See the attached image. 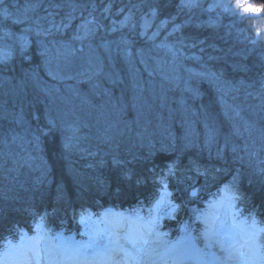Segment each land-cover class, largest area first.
Instances as JSON below:
<instances>
[{
	"label": "trees",
	"instance_id": "1",
	"mask_svg": "<svg viewBox=\"0 0 264 264\" xmlns=\"http://www.w3.org/2000/svg\"><path fill=\"white\" fill-rule=\"evenodd\" d=\"M226 1L0 3V250L163 188L173 236L224 190L264 247V0Z\"/></svg>",
	"mask_w": 264,
	"mask_h": 264
},
{
	"label": "rangeland",
	"instance_id": "2",
	"mask_svg": "<svg viewBox=\"0 0 264 264\" xmlns=\"http://www.w3.org/2000/svg\"><path fill=\"white\" fill-rule=\"evenodd\" d=\"M224 8L232 7L229 6L226 0H219ZM238 1V0H237ZM236 1V2H237ZM240 1V0H239ZM246 0H241L240 3L244 6L249 7V3H243ZM208 8H213L217 5L216 0H206ZM131 11L124 13V18L130 20L129 15ZM142 17V27L148 29L152 24L151 18L146 14ZM83 23L78 31L82 35L90 33L89 20ZM123 23V22H122ZM125 25V24H121ZM87 29V30H86ZM77 30V29H76ZM158 29H154L152 36H155ZM165 47L164 45L162 48ZM173 46L166 44L167 50L172 49ZM4 51H0V53ZM165 193H169L167 188H164L159 193L157 200L149 205L147 213L141 208L136 210L122 209L120 207H108L104 210V213L97 214L92 212H85L83 216V222L81 217L79 218L80 228L77 231H65V230H49L40 222L35 223L32 231H22L15 238H9L3 244V248L0 250V254H3L9 245L21 246L27 245L31 242L32 238H40L41 244L50 242L54 245H60L63 243H69L73 245L90 244L94 243L97 247H116L115 238L112 239V243H109V236L107 230L112 226V222L119 219L117 216H113V213L123 214L125 218L124 222L127 226L128 220L135 221L137 216L142 217L143 220L137 223V227L142 226L143 222L149 219L155 221V231L153 236L149 238V244L142 246V250L138 253L131 249V246L126 244L123 240L124 233H120V243L124 244L126 248L133 251V255L137 257L135 261H129V264H173L171 256H164L161 259L160 255L156 253H164L165 249L176 244L177 241H181L180 248L191 249L187 257H177L183 261V264H236L235 259H228L229 245L234 241L243 242L247 237L253 233L256 236V244L264 250L262 247V237L260 235V228L248 224L246 219L239 216L240 209L237 206L236 201L231 195L226 193L224 190L220 194H213L209 198L204 200L198 216L202 220L201 230L195 232V224L191 222L181 223L179 227V233L175 236L166 230L162 226V218L172 216L176 208H173L174 202L170 195L165 196ZM163 197V202L157 207V201H160ZM109 213V215H105ZM211 228L209 236L206 238L203 233L206 229ZM161 233L159 239L155 237V233ZM100 233V235H97ZM155 249V252L151 250ZM89 255H91V249H89ZM175 255V254H173ZM44 264V261H41Z\"/></svg>",
	"mask_w": 264,
	"mask_h": 264
},
{
	"label": "snow or ice",
	"instance_id": "3",
	"mask_svg": "<svg viewBox=\"0 0 264 264\" xmlns=\"http://www.w3.org/2000/svg\"><path fill=\"white\" fill-rule=\"evenodd\" d=\"M2 2L3 0H0V3ZM182 6L191 8L194 6V0H182ZM259 10L264 11V4L260 6ZM153 14H155L154 10ZM3 15L7 16V12L4 11ZM169 171L171 172V168ZM235 179L234 177L233 183H235ZM168 195L170 193H165V196ZM191 195H196L195 189H193ZM233 198L236 197L234 196ZM161 202H163V197L160 201H157L156 206L158 207ZM176 207L178 205H173V208ZM105 215L107 216L109 213H105ZM111 215L119 217V219L112 222L111 228L107 230L109 243L111 244L112 239L115 238L116 247H97L94 243L81 245L63 243L54 245L50 242H45L41 244L40 238H32L27 245H9L8 249L3 254H0V264H41L42 260L44 264H129V261H135L137 257L133 255V251L120 243V233H124V242L138 253L142 250V246L149 244V238L153 236L155 231V221L154 219H149L143 222L142 226L137 227V223L143 220L142 217L137 216L135 221L129 219L126 226L123 214L113 213ZM81 221L83 222V216ZM210 232L211 228H208L203 235L207 238ZM97 235H100V233ZM161 235L163 234L155 233L157 239ZM181 243V241H177L176 244L166 248L164 253L156 254L160 255L162 260L164 256H171L173 264H183V261L177 257H187L191 249L180 248ZM89 249H91V255H89ZM151 251L155 252L156 250L152 249ZM228 259H235L236 264H264V250L256 244L255 233L249 235L243 242L234 241L230 244ZM164 264H167L166 260Z\"/></svg>",
	"mask_w": 264,
	"mask_h": 264
},
{
	"label": "bare ground",
	"instance_id": "4",
	"mask_svg": "<svg viewBox=\"0 0 264 264\" xmlns=\"http://www.w3.org/2000/svg\"><path fill=\"white\" fill-rule=\"evenodd\" d=\"M77 206H81V204H78ZM173 263V262H172Z\"/></svg>",
	"mask_w": 264,
	"mask_h": 264
}]
</instances>
